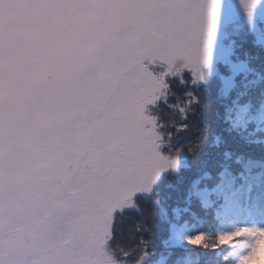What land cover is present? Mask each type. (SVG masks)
Segmentation results:
<instances>
[{"label":"snow or ice","instance_id":"6c2138e0","mask_svg":"<svg viewBox=\"0 0 264 264\" xmlns=\"http://www.w3.org/2000/svg\"><path fill=\"white\" fill-rule=\"evenodd\" d=\"M238 237L264 264V0H0V264H216Z\"/></svg>","mask_w":264,"mask_h":264},{"label":"trees","instance_id":"16d2710c","mask_svg":"<svg viewBox=\"0 0 264 264\" xmlns=\"http://www.w3.org/2000/svg\"><path fill=\"white\" fill-rule=\"evenodd\" d=\"M181 100L183 98H180ZM210 111V110H209ZM178 118V117H177ZM189 123L192 124L191 131L188 134V139L192 143H196L198 140L200 143L206 144V138H210L213 131H219V127L216 125H213L211 121H209L210 127L206 130L203 127V121L199 118L198 113H193L191 117H189ZM205 150L207 148L205 147ZM190 161L193 165L198 163V160L193 159L192 156L189 157ZM171 203V202H170ZM159 210L156 208H153L151 206H148L147 211L145 213V219L147 220V223L153 226V229H155V226L160 223L159 220ZM216 233H212L213 237H215ZM135 235V233H133ZM143 235L147 236V233H144ZM159 234H157V249L156 251L159 252L161 249L159 248ZM252 241V238L248 237H238L235 238L232 243L236 244V247L233 248L232 244H227L221 246L219 249H216L215 251L218 254L217 262L216 264H237V257L246 249L243 247L245 243H248ZM209 243H214L213 239H210L208 241ZM260 243V242H259ZM211 251V250H209ZM262 252H264V248H259L257 250V256H259ZM254 264L256 262L254 261Z\"/></svg>","mask_w":264,"mask_h":264},{"label":"clouds","instance_id":"9594fccd","mask_svg":"<svg viewBox=\"0 0 264 264\" xmlns=\"http://www.w3.org/2000/svg\"><path fill=\"white\" fill-rule=\"evenodd\" d=\"M260 248H264V239L260 241Z\"/></svg>","mask_w":264,"mask_h":264}]
</instances>
